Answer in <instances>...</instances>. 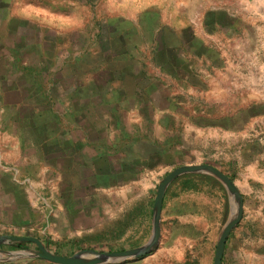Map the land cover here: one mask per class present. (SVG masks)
<instances>
[{
	"label": "crops",
	"instance_id": "0c3cea01",
	"mask_svg": "<svg viewBox=\"0 0 264 264\" xmlns=\"http://www.w3.org/2000/svg\"><path fill=\"white\" fill-rule=\"evenodd\" d=\"M98 2L0 0V264H54L25 237L69 257L135 230L143 248L160 182L205 164L233 191L206 171L175 177L152 250L115 264H213L239 211L221 264H264V92L199 26L145 36L139 17L98 21Z\"/></svg>",
	"mask_w": 264,
	"mask_h": 264
},
{
	"label": "rangeland",
	"instance_id": "374dc122",
	"mask_svg": "<svg viewBox=\"0 0 264 264\" xmlns=\"http://www.w3.org/2000/svg\"><path fill=\"white\" fill-rule=\"evenodd\" d=\"M96 6L98 21L122 16L134 24L139 17L145 36L150 35L153 28V33L162 37H184L189 36L188 30H184L186 23L199 26L193 28L194 34L203 37L215 51L226 55L225 67L239 73L241 85L255 88L259 95L264 92V0H99ZM87 9H78L76 17L80 28H84L90 17ZM141 10L144 13L138 16ZM167 26L175 32L168 31ZM255 118L264 122V115ZM259 129L264 132V124ZM139 233L132 230L110 246L100 244L94 249L105 251L110 247L124 251L137 248L148 239L146 232L142 236Z\"/></svg>",
	"mask_w": 264,
	"mask_h": 264
},
{
	"label": "water",
	"instance_id": "95a60500",
	"mask_svg": "<svg viewBox=\"0 0 264 264\" xmlns=\"http://www.w3.org/2000/svg\"><path fill=\"white\" fill-rule=\"evenodd\" d=\"M209 172L214 175L217 179H219L223 184L230 190L233 191V186L227 176L223 173L217 171L211 165H197V166H185L177 168L171 171L167 176L160 182L157 188L156 197H155V223H154V232L153 236L149 240V242L143 246V248H138L129 251H122V252H98L94 250L89 251H82L75 253L69 257L60 256L58 254H53L45 249L42 248L40 242L34 238H18L21 241H28L33 242L37 245L40 252H38V257L48 262L54 264H115L118 262H125L129 260H137L140 257L146 255V253L152 250L153 245L157 240V218L160 215L161 207H162V199H163V192L166 186L177 176L184 174V173H193V172ZM240 218V211L238 212L237 216L232 218L224 227L218 242L216 250L214 251V261L213 264H221L223 249L225 246L226 239L234 227L235 224L238 223Z\"/></svg>",
	"mask_w": 264,
	"mask_h": 264
}]
</instances>
